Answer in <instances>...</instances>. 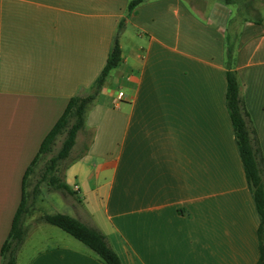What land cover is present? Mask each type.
I'll return each mask as SVG.
<instances>
[{"label":"crops","instance_id":"0c3cea01","mask_svg":"<svg viewBox=\"0 0 264 264\" xmlns=\"http://www.w3.org/2000/svg\"><path fill=\"white\" fill-rule=\"evenodd\" d=\"M130 1L0 0V264L27 168L69 100L93 94L123 19L121 63L61 173L74 195L41 196L36 210L97 228L122 264L258 262L225 61L229 41L264 159V16L233 22L222 0H144L127 16ZM37 218L16 264H102Z\"/></svg>","mask_w":264,"mask_h":264},{"label":"trees","instance_id":"16d2710c","mask_svg":"<svg viewBox=\"0 0 264 264\" xmlns=\"http://www.w3.org/2000/svg\"><path fill=\"white\" fill-rule=\"evenodd\" d=\"M144 0H131L129 16ZM225 5H232L234 0H223ZM256 22H260L257 20ZM123 19L116 32L113 46L106 64L93 85V94L72 97L62 116L44 138L37 155L27 168L22 180L20 205L14 216L9 235L1 248V264H16L17 255L24 243L27 229L24 220L29 215L41 184L62 196L74 195L61 179V173L71 162V151L75 146L77 134L84 129L85 113L94 103L110 72L121 63L119 37L124 30ZM234 61V64H233ZM235 58L226 48V109L232 125L235 143L243 166L248 188L259 218L257 237L259 259L257 264H264V159L252 120L240 96V84L234 69ZM60 148L54 154L55 146L62 138ZM49 157V158H48ZM31 191L28 192V188ZM38 222L58 228L91 250L102 264H122L117 254L109 246L105 236L95 227L87 226L67 215H41Z\"/></svg>","mask_w":264,"mask_h":264},{"label":"rangeland","instance_id":"374dc122","mask_svg":"<svg viewBox=\"0 0 264 264\" xmlns=\"http://www.w3.org/2000/svg\"><path fill=\"white\" fill-rule=\"evenodd\" d=\"M189 1L190 2H200L199 3L200 5H201V3L209 4L212 2V0H189ZM228 7H229V5H228ZM229 8L231 10H233V18H232L233 22L238 21V19L239 20L243 19V20H247V21H254L256 19H259L262 15L264 16V0H234V3L232 5H230ZM226 36H228V35H226ZM226 43H227V46H230V51L233 54L235 51V47L232 46V44L229 43V41H226ZM233 64H234V61H233ZM62 140H63V137L59 138V140L55 146V149H54V154L60 148V144H61ZM30 191H31V187L28 188V192H30ZM53 193L54 192L49 190L45 184H41V186L39 188V192L36 196V199L34 200L33 208L30 209L28 216L39 218L41 216L40 215L41 213H39L38 210H36V203L38 202V200L42 196L44 198V200L46 198V204H50V197Z\"/></svg>","mask_w":264,"mask_h":264},{"label":"built area","instance_id":"2783aa9c","mask_svg":"<svg viewBox=\"0 0 264 264\" xmlns=\"http://www.w3.org/2000/svg\"><path fill=\"white\" fill-rule=\"evenodd\" d=\"M123 97H124V94L122 92H118V94H117V100L118 101H121L123 99Z\"/></svg>","mask_w":264,"mask_h":264}]
</instances>
